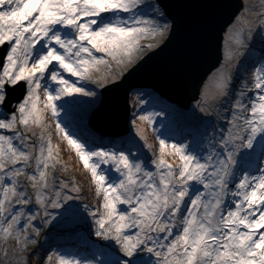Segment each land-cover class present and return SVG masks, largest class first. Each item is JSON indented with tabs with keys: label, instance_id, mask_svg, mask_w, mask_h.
Segmentation results:
<instances>
[{
	"label": "snow or ice",
	"instance_id": "6c2138e0",
	"mask_svg": "<svg viewBox=\"0 0 264 264\" xmlns=\"http://www.w3.org/2000/svg\"><path fill=\"white\" fill-rule=\"evenodd\" d=\"M240 3L228 63L194 101L217 123L196 147L161 138L152 127L161 113L137 95L131 124L145 159L69 131L57 102L119 86L167 43L172 25L158 0H0V264H100L42 255L34 238L37 221L56 218L50 209L71 212L84 199L92 234L109 242L106 264H264V167L238 160L264 141V61L238 82L232 70L245 33H264V0ZM61 144L82 181L65 178Z\"/></svg>",
	"mask_w": 264,
	"mask_h": 264
},
{
	"label": "water",
	"instance_id": "95a60500",
	"mask_svg": "<svg viewBox=\"0 0 264 264\" xmlns=\"http://www.w3.org/2000/svg\"><path fill=\"white\" fill-rule=\"evenodd\" d=\"M158 4L172 25L170 38L119 86L100 88V101L86 119L100 135L128 136L129 97L135 91L153 92L187 109L208 75L225 62L223 34L240 11V0H158Z\"/></svg>",
	"mask_w": 264,
	"mask_h": 264
},
{
	"label": "rangeland",
	"instance_id": "374dc122",
	"mask_svg": "<svg viewBox=\"0 0 264 264\" xmlns=\"http://www.w3.org/2000/svg\"><path fill=\"white\" fill-rule=\"evenodd\" d=\"M151 2L155 3L154 0H151ZM164 21H169L167 19L162 18ZM256 30H253L251 34L245 33V47L240 48V53H243V55L238 56L236 59L233 60L232 64L236 66V64L241 63L245 59H249L250 62L248 66L245 68L246 73L248 74L251 71V68L253 65L258 66L261 61H264V33H257ZM227 33V34H226ZM233 35L232 32L228 31V27L225 30L223 34V42H222V52L223 57L225 60V64L227 65V60L225 59V56L229 52V37ZM262 36V37H261ZM261 37V38H260ZM221 65V64H220ZM220 65L214 69L208 77L213 74L218 68H220ZM235 76V81H240V77H237L235 74V67L232 68ZM246 75V74H245ZM244 76V75H243ZM207 77V78H208ZM235 84V83H234ZM90 88H94L96 95L95 97H65L63 100L58 101V105H62L60 108V116L59 121L66 125L68 130L73 132L74 134H77L81 137H84L90 141H94L97 144H102L105 147H112L116 146L117 148H124L125 150H130L131 152H137L139 151L142 154H145V159L150 157V153H147V150L142 147L143 142L139 140L138 137L135 136V129L132 127L131 120H132V114H133V108L131 110V116L129 121V128H130V135L129 138H131V141H133V145L128 144L127 142H120L118 143L116 138L109 137V136H103L100 134H90L89 132H86V129L83 127L81 128L84 131V134L80 132V130L76 127V125L82 124L84 125V122H82L81 118L78 117V115L74 114L71 115V112L78 111L80 109V112H83L86 116L89 108V104L96 105L100 100V92L99 88H96L95 86L89 85ZM141 104L143 109L146 112H158L161 113L158 117L155 118L153 122V128L156 131V134L159 135L161 138H167L170 140H183L185 143H191L193 147H196L204 138V135L206 132L210 133L213 125L217 123V120L214 116H205L201 114L198 110L194 108V101L191 102L189 107L182 112L187 115L188 118L195 120V125L191 126V128L186 127H179L178 130L171 131V124L169 121H171L170 111L172 108L170 106H173L172 104H166L163 106L158 105V102H156L152 97V94H147V92H138ZM164 107V108H163ZM136 112L140 111V108L137 107L135 109ZM75 122H78L77 124ZM86 124V123H85ZM187 125V124H186ZM142 127H145L147 129L146 125H142ZM197 128V129H196ZM186 129V131L183 130ZM79 132H78V131ZM171 131V132H169ZM182 131V133H181ZM171 133L172 135L168 134ZM147 135L149 138V141L152 143H155V138L152 134L151 129H147ZM181 136V137H180ZM59 141L55 137V134H53V143H58ZM61 156L64 160V162L69 167V172L66 179L68 177L75 176L76 180L78 182L83 180L82 175V165H79L78 159L69 151L65 150V145L61 144ZM238 160L241 161V163L249 162L254 167H264V141L260 137L257 138V140L254 143V147L252 149H244L241 152L240 157H238ZM113 175H115L113 173ZM71 203V212H67L63 209H57L49 211L53 213V215L56 217L50 224L44 225L42 222L37 221L36 224L40 229V236L34 237L37 239L38 243L46 244L48 241V236H50V232L54 231V227L58 229V232H61L62 234H56L57 237H63V235L74 237L77 241L74 239L72 240L71 246H66L64 244L58 245V244H52V245H58L56 247L55 251H58L64 255L76 257L78 258V254H82V257L80 259L89 258V259H95L100 264H106L107 261L111 259V257L108 255L110 248H109V242L102 241L95 237L92 234V226L90 223L89 218L87 217V214L83 212L82 205L83 203H91L90 199H84L83 201H76V202H70ZM54 225V226H53ZM62 229V230H61ZM57 232V231H56ZM88 234V237L83 238L86 233ZM71 233V234H70ZM79 237V238H78ZM71 238V239H72ZM50 244V243H49ZM51 246V245H50ZM31 247V245H30ZM49 250L50 247L48 245L46 246ZM53 248V247H52ZM151 258L147 255L143 256V260L147 262Z\"/></svg>",
	"mask_w": 264,
	"mask_h": 264
},
{
	"label": "trees",
	"instance_id": "16d2710c",
	"mask_svg": "<svg viewBox=\"0 0 264 264\" xmlns=\"http://www.w3.org/2000/svg\"><path fill=\"white\" fill-rule=\"evenodd\" d=\"M257 33H259V31H257ZM249 62H250L249 59H245L241 63L236 64V66H235V69H236L235 70V73H236L235 75L237 77H240V81L242 79L247 78V75L248 74L246 73L245 68L248 66ZM235 87H236V84H233V88H235ZM137 95H138L137 93H133L130 96V104H131V106H132L133 101H134V99L136 98ZM96 105L89 104L88 106H86L87 108H89L88 112H91L92 109H94L96 107ZM73 113L74 112H71V115H73V117H74V114ZM170 116H171V121H169V122H170L171 126H173L172 128H174L175 130H178L179 127H186V126H188L187 128H191V126H194L195 125V120L194 119H191V118H188L187 115L185 113H183L182 110L179 109L176 106L172 107V110L170 111ZM116 140H117L118 143L125 141V142H128L129 144H133V141H131L130 139L124 140L123 138H118ZM85 236L88 237V234L86 233V235H84L83 238H86ZM71 238H72L71 236H69V237L64 236V237H61V241H59V239H56L54 237H51V244L48 245V247H50L49 250L42 243H40V244L38 243L37 246L39 247L40 252L43 255V254H47L49 251H53L54 250V248H52V247L57 246V245H52L54 243L55 244H58L59 242H61V244H64L67 247L68 246H71L70 244H72V240L73 239L75 241H77L74 237L72 239Z\"/></svg>",
	"mask_w": 264,
	"mask_h": 264
},
{
	"label": "bare ground",
	"instance_id": "6f19581e",
	"mask_svg": "<svg viewBox=\"0 0 264 264\" xmlns=\"http://www.w3.org/2000/svg\"><path fill=\"white\" fill-rule=\"evenodd\" d=\"M164 102H166V101H164ZM167 103V102H166Z\"/></svg>",
	"mask_w": 264,
	"mask_h": 264
}]
</instances>
